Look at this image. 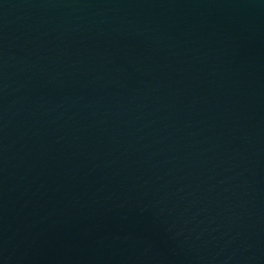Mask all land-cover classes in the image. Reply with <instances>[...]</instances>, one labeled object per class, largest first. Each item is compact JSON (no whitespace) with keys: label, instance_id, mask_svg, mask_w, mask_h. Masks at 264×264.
Wrapping results in <instances>:
<instances>
[{"label":"water","instance_id":"obj_1","mask_svg":"<svg viewBox=\"0 0 264 264\" xmlns=\"http://www.w3.org/2000/svg\"><path fill=\"white\" fill-rule=\"evenodd\" d=\"M0 264H264V0H0Z\"/></svg>","mask_w":264,"mask_h":264}]
</instances>
